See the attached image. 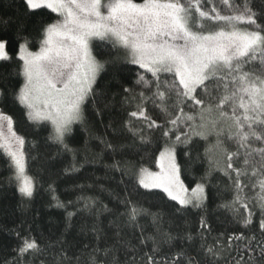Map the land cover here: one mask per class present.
I'll list each match as a JSON object with an SVG mask.
<instances>
[{
  "label": "trees",
  "instance_id": "obj_1",
  "mask_svg": "<svg viewBox=\"0 0 264 264\" xmlns=\"http://www.w3.org/2000/svg\"><path fill=\"white\" fill-rule=\"evenodd\" d=\"M201 3V10L210 12L215 6L221 15L233 14L222 0ZM230 3L241 11L246 5L264 25V0ZM57 19L47 8L29 11L23 0H0V41L5 42L8 56L0 61V91L5 92L0 111L11 118L14 131L24 140L26 171L33 181V194L26 198L9 156L0 148V264H260L264 170L251 163L259 157L255 153L248 157V149L235 137L229 139L227 130L218 137L211 126L197 129L205 136L192 134L187 143L175 144L183 184L205 186L202 204L181 206L163 192L138 184L139 170L154 168L175 135L170 133L171 139L163 135L171 125L149 128L148 120L130 116L137 110L138 98L129 102L124 88L133 94L141 90L135 83L136 72L153 78L127 64L123 48L107 40L92 42L93 56L104 68L83 105L82 119L70 126L64 144L53 138L48 122L28 118V110L15 98L24 83L20 45L27 42L30 51H37L43 29ZM205 22L210 30L223 23ZM262 61L264 53L258 52L254 60L241 65V71L259 74ZM144 109L157 124H165L159 107L146 102ZM194 111L185 108L186 113ZM221 127L217 125V130ZM218 139L236 153L233 168L241 171L242 191L233 183L235 172L229 170L233 179L225 175L223 155L214 148ZM248 143L264 147L254 138ZM133 207L138 214L130 220ZM26 241H34L39 251L21 252Z\"/></svg>",
  "mask_w": 264,
  "mask_h": 264
},
{
  "label": "snow or ice",
  "instance_id": "obj_2",
  "mask_svg": "<svg viewBox=\"0 0 264 264\" xmlns=\"http://www.w3.org/2000/svg\"><path fill=\"white\" fill-rule=\"evenodd\" d=\"M23 3L29 11L47 8L60 17L43 29L38 51H29L27 42L20 45L18 58L23 61L24 83L15 96L28 110L30 120L51 122L57 142L64 144L71 124L82 119L83 105L104 68L93 56L91 42L107 40L113 47L126 50L127 64L137 65L153 78L146 79L144 74L136 72L135 83L141 90L133 94L132 89L124 88V92L129 93L125 97L129 102L138 98L137 110L131 111L130 116L148 120L149 128L171 125L165 128L163 135L169 139L170 133L175 135L174 142L160 152V171L141 169L138 179L141 186L160 188L181 206L193 199L199 201L202 185L197 184L189 197L188 189L180 180L175 144L187 143L192 134L205 136V131L197 129L208 130L209 126L218 137L227 130L229 139L235 137L241 147L248 149V157L253 153L259 157L251 163L264 170V147L255 148L248 143L254 138L264 144V61L259 74L253 72L250 76L249 72L241 71L242 64L254 60L258 52L264 53V25L257 23L256 13L246 5L241 11L230 0H222L226 7L233 9V14L221 15L213 6L212 15L201 10V0H143L142 3L134 0H23ZM205 20L223 22V26L204 31ZM240 24L250 25L254 30L241 29ZM7 59L5 42L0 41V61ZM2 95L5 92L0 91ZM146 102L160 108L166 116L165 124H157L146 115ZM186 107L195 111L186 113ZM0 122H6L9 139L15 140L18 149L9 146V140L3 135V124H0V148L11 157L20 192L31 197L33 181L25 174L24 140L12 130L10 117L0 115ZM217 125L222 127L217 130ZM214 148L223 155L225 175L233 179L229 170L235 172L233 183L242 191L241 171L233 168L236 153L224 148L219 139ZM216 163L219 165L220 161ZM249 163L246 158L244 164ZM260 188L264 191V179L260 180ZM259 206L264 209V196L259 197ZM137 214L138 210L133 207L129 219L135 220ZM250 216L251 213L248 223ZM260 227L264 230V221ZM29 250L39 251L34 241H26L20 251ZM259 261L264 264V245L260 247Z\"/></svg>",
  "mask_w": 264,
  "mask_h": 264
},
{
  "label": "rangeland",
  "instance_id": "obj_3",
  "mask_svg": "<svg viewBox=\"0 0 264 264\" xmlns=\"http://www.w3.org/2000/svg\"><path fill=\"white\" fill-rule=\"evenodd\" d=\"M135 2V1H134ZM143 2V1H142ZM142 2H136V3H142ZM50 10V9H49ZM57 15V14H56ZM58 16V15H57ZM196 16H198V15H196ZM58 19H60V17L58 16ZM206 21V20H205ZM205 21H203V30L204 31H214V30H217V28L219 27V26H223V23L221 24V25H219L216 29H214V30H210L208 27H207V25H208V23L207 22H205ZM238 27L239 28H241V29H248V30H254L253 28H252V26H250V25H246V24H240V25H238ZM94 40H96V39H93L92 40V42L94 41ZM92 42H91V46H92ZM20 50V49H19ZM29 50V49H28ZM39 50V49H38ZM37 50V51H38ZM30 51V50H29ZM33 52H35V51H33ZM124 52H125V54H126V50L124 49ZM93 54V53H92ZM97 78V77H96ZM93 86V85H92ZM0 115H5V114H3L1 111H0ZM7 116V115H6ZM41 121H45V122H48L51 126H52V124H51V122L50 121H47V120H41ZM75 123V122H74ZM0 124H3V128H2V131H3V135H4V137H5V139H8L9 140V146L13 149V150H17L18 149V146L16 145V143H15V140L14 139H9V137H10V134L8 133V131H7V126H6V122H0ZM72 125V124H71ZM52 128H53V126H52ZM12 130L14 131V129H13V125H12ZM15 132V131H14ZM16 133V132H15ZM16 135L17 136H19L17 133H16ZM20 137V136H19ZM168 147V146H167ZM166 148V147H165ZM165 148L162 150V151H164L165 150ZM1 149H3L4 151H5V149L4 148H1ZM6 152V151H5ZM22 152H23V155H24V150H23V147H22ZM7 153V152H6ZM8 155V154H7ZM160 155V154H159ZM159 155H158V157H157V160H156V163H155V166H154V168H142V169H147L148 171H150V172H153V173H158L159 171H160V169H159V167H158V161H159ZM9 156V155H8ZM9 158H10V160H11V157L9 156ZM11 162H12V160H11ZM176 163H177V160H176ZM24 164H25V174L29 177V175L27 174V171H26V161H25V156H24ZM12 165H13V162H12ZM177 165H178V163H177ZM179 166V165H178ZM13 167H14V165H13ZM14 170H15V178H16V169H15V167H14ZM140 171H141V169L139 170V172L137 173V180L139 179V175H140ZM179 176H180V180L182 181V179H181V174H180V172H179ZM18 182V181H17ZM183 183V182H182ZM138 184H139V182H138ZM140 185V184H139ZM184 185V184H183ZM200 185H202V187H203V194H202V198L199 200V201H197V200H195V199H193L192 200V202L191 203H189V204H187V205H185V206H190V205H199V204H202L204 201H205V186L203 185V184H200ZM141 186V185H140ZM197 186V185H196ZM196 186H194V187H192V188H187L185 185H184V187L186 188V189H188V193H187V195L189 196V197H191L192 196V190L196 187ZM143 189H146V190H159V191H161V192H163L164 194H166L167 195V193H165L162 189H160V188H144L143 186H141ZM18 188H19V183H18ZM22 194V193H21ZM23 195V194H22ZM24 197H26V198H29L28 196H25V195H23ZM167 197L168 198H170L168 195H167ZM171 199V198H170ZM172 200V199H171ZM174 201V200H173ZM175 202H177V201H175ZM178 203V202H177ZM179 204V203H178Z\"/></svg>",
  "mask_w": 264,
  "mask_h": 264
}]
</instances>
